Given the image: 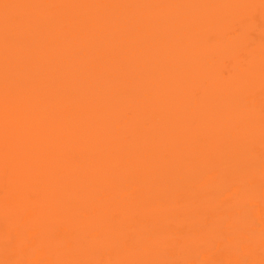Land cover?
Returning <instances> with one entry per match:
<instances>
[{
    "label": "bare ground",
    "instance_id": "obj_1",
    "mask_svg": "<svg viewBox=\"0 0 264 264\" xmlns=\"http://www.w3.org/2000/svg\"><path fill=\"white\" fill-rule=\"evenodd\" d=\"M0 264H264V0H0Z\"/></svg>",
    "mask_w": 264,
    "mask_h": 264
}]
</instances>
